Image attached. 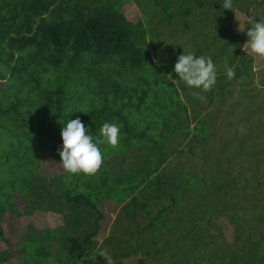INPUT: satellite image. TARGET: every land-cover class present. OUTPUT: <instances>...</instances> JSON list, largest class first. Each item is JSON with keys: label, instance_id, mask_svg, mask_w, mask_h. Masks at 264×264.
<instances>
[{"label": "trees", "instance_id": "trees-1", "mask_svg": "<svg viewBox=\"0 0 264 264\" xmlns=\"http://www.w3.org/2000/svg\"><path fill=\"white\" fill-rule=\"evenodd\" d=\"M117 1L0 0V80L12 78L20 89L26 86L29 97L26 102H21L17 97L19 102H11L6 110L0 109L2 120L0 127L5 126L4 128L10 131L7 135L17 134L18 143L16 149L11 144L4 150L5 154H0V218L7 210H16L13 208V194L21 196L32 206L28 211L44 208L62 215L65 225L75 224L76 219L73 222L70 216L81 209L86 213L84 209L89 208L88 211L92 215H98L93 224L90 218L87 219L89 224H92L89 228L84 225L86 221L83 224L80 222V229L84 227L83 232L72 233V236L66 237L62 244L55 240L54 234L57 233L55 232L57 229L53 230L51 241L56 242L58 248L64 247L65 243L67 250L60 253L57 251L59 256L50 264H123L94 253L96 246L94 239H97L99 231L98 222L104 217L99 213L96 204L103 199H113L115 192L121 194L120 197L131 196L139 189L140 185L138 187L136 185L138 179L140 182L143 180L131 166L122 167L124 160L116 166V173L112 171L113 168L109 167V164L114 165L113 155H118L113 149H118L120 145L135 146L132 140H139L138 136L142 139L148 137L149 142L154 143L156 147H159V144L163 146L165 138L162 134L157 137L159 144H156L157 140L153 137L148 136L157 120H160V125L165 129L173 130L172 134L178 130L184 132L182 136L187 142H204L209 135L206 132L209 123L212 125L211 121L215 118L213 115L204 119L205 121L199 120L197 123L195 121L194 126L190 128L191 122L188 121L187 113L190 109L185 104V99L193 101L197 95L193 93V96H190L186 93L189 87L180 85L172 71L173 63L170 61L164 63L160 60L158 65L155 64L151 53L146 50L147 46L152 47L154 44L150 39L149 42L147 39L144 41L145 30L141 27L142 23L138 21L134 26L126 19L121 9L111 5ZM156 1L154 12L150 11L152 17L161 15L159 18L166 23V27L171 26L172 29L178 21L182 24V30L186 32L192 31V25L198 23L199 29L195 31L196 35L205 33L203 29L208 26L207 21L212 20L214 27H217L224 15L234 14L233 8L227 9V12L218 9V1L222 0ZM223 11L224 15H221ZM211 37L216 38V36ZM204 46L207 48L206 52L196 49L194 54L212 58L217 66V79L215 86L203 95L210 102L215 97L221 99L216 100L219 106L231 93L232 90L228 88L236 84L240 85L241 78L248 81L252 77L251 67L254 57L235 49L229 54L230 57L225 59L209 43ZM176 47L180 48L181 45L178 44ZM225 65L234 68L235 76L231 80L225 76ZM150 68L156 70L154 73H149L154 76L152 78L147 75ZM258 70V85L264 86V75H261L264 73V68ZM163 72L173 74L176 84L178 83L176 86L181 87L180 93L163 86H174V82L165 77ZM197 92L202 94L199 89ZM180 95H183L184 99ZM251 96L256 97L253 93ZM22 107L24 109L19 119V129H14L16 118L10 117L9 112L13 111L16 115ZM131 107L135 108V111H131ZM141 108L147 111L146 118H141L139 112ZM77 117L94 135L98 133L99 127L104 122L118 123L121 127L120 142L116 148L102 145L103 163L95 174H68L62 168V173L46 182V178L38 172L40 157L44 153H49L61 165L60 130L67 119ZM5 119L12 122L8 128ZM139 127L142 128L141 131ZM191 130L194 133L196 131V134H190ZM140 146L141 144H137L136 152L141 150ZM149 151L148 157L155 167V171L149 173L155 177L153 180H148L147 189L153 188L155 197H159L163 193V180L157 174V169L169 156L163 155L164 152L157 154L158 149L157 153H153V149ZM11 159L15 164L11 166L3 164ZM145 175L147 177L149 174ZM78 184L79 189H77ZM60 201L63 210L59 212L55 207L61 206ZM255 204L256 202L252 205ZM166 210L167 208L157 207L150 225L162 223L160 227H164L165 230L175 229V226L166 227L163 224ZM229 215L228 211V217ZM25 237L27 236L23 238ZM153 237L148 238L152 245H146L148 246L146 249H142L144 245L126 244L119 257L127 259L131 254L138 255L139 250H143L147 258L152 252L155 256L159 249L153 243ZM0 240H2L1 235ZM38 247L40 248H36V253L42 251L41 246ZM15 248L19 249L20 246L18 248L16 245ZM242 251L247 250L242 249ZM41 254L48 255L47 252ZM198 254L203 253L199 251ZM220 254L224 255V253ZM255 255H259V250H252L251 263ZM240 256L230 254L226 258V264H241ZM182 258H186L185 254ZM198 258L200 260L201 256L198 255ZM146 261V258L140 257L135 264H144ZM3 262L0 255V264H4ZM201 262L199 264H202ZM222 263V260L219 263L212 260V264ZM258 264H264L262 256H259Z\"/></svg>", "mask_w": 264, "mask_h": 264}, {"label": "rangeland", "instance_id": "rangeland-1", "mask_svg": "<svg viewBox=\"0 0 264 264\" xmlns=\"http://www.w3.org/2000/svg\"><path fill=\"white\" fill-rule=\"evenodd\" d=\"M232 2L233 16L224 15L227 9L222 7V1L217 4L218 9L224 10L221 12V15H224L223 20L219 22V26L225 28L224 30L219 26L214 27L211 20L207 21L209 27L203 29L205 33L198 35L195 34L199 29L198 23L192 25V31L186 32L178 21L172 29L171 26L166 27V23L159 18L161 15L152 17L156 0H118L111 3L113 7L121 9L126 19L134 26L138 21L142 23L141 27L145 30L144 41L147 39L149 42L150 39L154 44L152 47L145 43L144 45L156 65L160 60L174 64L183 51L194 53L199 49L206 52V43L217 49L225 59L230 57L229 54L233 50L238 49L253 56L254 62L251 67L252 77L248 81L241 78L240 85L228 88L232 91L219 106L217 101L221 99L215 97L211 103L204 96L205 91L193 101L185 99V104L190 109L187 112L188 121L191 122L190 128L194 126L195 121L197 123L199 120L205 121L209 116H215L211 121L212 125L207 122L209 127L206 132L209 135L204 142H187L182 136L184 132L178 130L175 131L176 135L172 134L173 130L165 129L160 125V120H157L148 136L153 137L157 140L156 144H159L157 137L162 134L165 138L163 146L159 144V147H156L154 143L149 142L148 137L142 139L138 136L139 140H132L135 146L114 147L118 148L113 149L118 155H113L115 164H109V167L113 168L112 171L116 173V166L124 160L122 167L131 166L143 180L140 182L138 179L136 185H140L139 189L131 196L120 197L121 194L115 192L113 199H103L96 204L99 213L104 217L98 222V237L94 239L95 254L123 264H135L140 257L146 258L144 264H199L200 261L202 264H212V260L217 263L222 260V264H226V258L230 254L241 255V264H258L259 256L264 258V86L258 85V69L264 68V60L245 52L242 48L247 40L245 33L250 26H246L244 31L237 30V20L242 22L244 14L249 11L264 19V0ZM211 36L216 38L212 39ZM178 44L181 45L180 48L176 47ZM155 71L150 68L147 71L148 77H154L150 74ZM163 75L174 82V86H163L180 93L181 87L176 86L177 74L176 79L169 72H163ZM178 81L181 86L184 85L179 79ZM194 92H197V89L186 90L190 96H193ZM252 93L256 97L252 98ZM180 96L184 99L183 95ZM17 97L21 102L28 101V88L25 86L20 89L12 78L0 80V109L6 110L11 102H19ZM23 107L16 115L13 111L9 112L10 117L16 118L14 129H19ZM130 110L135 111V108L131 107ZM139 112L141 118L147 117L144 108L139 109ZM5 122L7 128L12 123L9 119H5ZM0 123L2 124L1 118ZM142 125L146 126L144 123ZM4 127H0V154H5L4 150L11 144L15 149L18 144L17 134L7 135L10 131ZM141 130L139 127V131ZM192 132L191 130L190 134H196V131ZM173 135L175 136L172 137ZM137 144H141L139 152H136ZM150 149L154 150L153 153L158 149L157 154L164 152L163 155L169 156L157 169V174L163 180V193L159 197H155L153 188L147 189L148 180L155 177L149 173L155 171L154 163L148 157ZM3 164L11 166L15 163L11 159ZM38 172L47 182L62 173V167L49 153H44L40 157ZM144 173L149 175L146 177ZM13 201V208L16 210H7L0 218V255L4 264H50L60 252L67 250L65 243L64 247L58 248L56 242L51 241L53 230L57 229L55 240L62 244L72 233L83 232L84 227L80 229V222L83 224L86 221L84 225L89 228L98 217L97 214L92 215L88 211L89 208H85L86 213L81 209L70 216L72 221L76 219L75 224L65 225L62 215L51 212L52 210L41 208L28 211L32 206L17 194H13ZM254 202L256 204L252 205ZM157 207L167 208L163 224L166 227L175 226V229L165 230L160 227L162 223L150 225ZM55 210H63L62 204L60 207L56 206ZM65 212L67 213L66 210ZM89 218L92 224H89ZM24 236L27 237L23 238ZM152 236L153 243L159 249L155 256L152 252L147 258L144 251L139 250L138 255L131 254L127 259L119 257L126 244H140L145 246L142 249L148 248L146 245H152L148 238ZM16 245L20 248L16 249ZM37 245L41 246V252H47L48 255L36 253V248H40ZM253 249L259 250V255H255L251 263ZM199 251L203 254H198ZM184 254L185 259L182 258ZM198 255L201 256L200 260L197 259Z\"/></svg>", "mask_w": 264, "mask_h": 264}, {"label": "clouds", "instance_id": "clouds-1", "mask_svg": "<svg viewBox=\"0 0 264 264\" xmlns=\"http://www.w3.org/2000/svg\"><path fill=\"white\" fill-rule=\"evenodd\" d=\"M222 7L231 10L232 0H222ZM248 13L244 14L242 22L236 19L239 22L238 31H244L246 26H250L245 33L247 40L242 48L245 52H250L264 60V19L254 12L249 11ZM216 67L210 56L183 51L177 57L172 71L186 87L206 92L216 84ZM224 71L229 80L235 76L234 68L231 66L225 65ZM194 95L198 96L199 93L194 92ZM60 137L62 144L59 156L63 170L68 174L93 175L103 163L104 148L102 145L117 146L121 138V127L118 123L106 121L101 124L98 133L94 135L77 117L67 119L60 130Z\"/></svg>", "mask_w": 264, "mask_h": 264}]
</instances>
